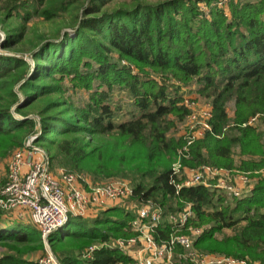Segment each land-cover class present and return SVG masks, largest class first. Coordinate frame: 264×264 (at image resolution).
Segmentation results:
<instances>
[{
	"label": "trees",
	"instance_id": "trees-1",
	"mask_svg": "<svg viewBox=\"0 0 264 264\" xmlns=\"http://www.w3.org/2000/svg\"><path fill=\"white\" fill-rule=\"evenodd\" d=\"M110 1L0 0V26L6 33L2 49L27 40L23 31L34 16L50 21L73 12L76 21L74 33L30 39L36 46L34 62L0 51V159L38 134L36 143L54 166L87 173L94 184L132 179L134 201L151 200L162 208L155 230L159 243L175 229L168 215L191 203L194 216L181 233L203 227L197 248L264 264V179L243 198L202 184L177 191L171 165L187 141L170 132L189 111L180 105L178 89L146 75L150 68L184 83L197 78L204 84L202 92L213 99L212 131L189 147L183 165L233 169L234 151L239 150V170L262 169L264 116L263 129L247 122L264 113V0L231 1V17L216 5L210 17L204 15L200 0H130L108 10ZM113 53L140 72L113 62ZM80 88L90 93L79 105L70 89ZM115 90H126L134 100L128 120L117 121L121 106L113 99ZM230 101L235 102L234 118L227 112ZM136 217L121 205L92 219L72 216L57 230L56 241L52 235L57 231L49 240L62 264H135L113 242L137 234L132 227ZM0 244L7 247L0 264H39L27 257L43 247L34 225L0 227ZM182 252L181 246L175 248V264H193L180 257Z\"/></svg>",
	"mask_w": 264,
	"mask_h": 264
},
{
	"label": "built area",
	"instance_id": "built-area-1",
	"mask_svg": "<svg viewBox=\"0 0 264 264\" xmlns=\"http://www.w3.org/2000/svg\"><path fill=\"white\" fill-rule=\"evenodd\" d=\"M230 1L217 0L213 5L224 8ZM212 117V110L208 108L199 114L189 113L188 129L184 133L187 142L172 166V183L177 191L182 187L202 184L229 197H246L256 184L250 180L249 172L238 169L204 165L191 168V176L186 181L179 179L184 167L183 155L196 140L212 131ZM37 137L38 134L31 136L22 147L14 150L5 173L0 172V212L9 219L29 222L39 229L45 244L39 264H62L50 244L52 233L63 228L71 216H89L92 212L108 209L112 202L123 204L132 197L134 187L130 182L119 179L105 184L89 183L85 175L63 167L53 171L50 155L36 143ZM134 212L137 217L132 221V227L137 234L129 239H116L113 244L130 255L135 264H175L177 246L183 248L181 257L193 264H259L252 263L248 258L196 249L194 236H200L203 229L196 228L192 234L181 233L194 216L191 203L186 204L182 211L168 215L175 229L163 243L155 238L156 227L163 217L162 208L149 200L140 204ZM3 254L0 251V259Z\"/></svg>",
	"mask_w": 264,
	"mask_h": 264
},
{
	"label": "rangeland",
	"instance_id": "rangeland-1",
	"mask_svg": "<svg viewBox=\"0 0 264 264\" xmlns=\"http://www.w3.org/2000/svg\"><path fill=\"white\" fill-rule=\"evenodd\" d=\"M163 1H165V0H144V2H148V3H152V4H158V3L163 2ZM231 1H233V2H238V1L244 2L246 0H231ZM231 1L225 5V7H224L225 9L224 8L220 9L228 17H231V6H230ZM126 2L129 3L130 0H111L107 4L106 9L114 10L115 8L122 6ZM213 3L214 2L207 3L204 0H200L198 2V6L204 15H208L210 17L211 16V9H213V7H215L213 5ZM73 15H74L73 12L72 13H64L60 17H58L57 19L50 20V21L45 20L42 17L34 16L28 22L27 26L25 27V29L23 31V36H24L23 39H27V40H25V42H23L21 44L14 45L13 48H7V49L0 48V51L2 53H6V54H10V55H15V54L25 55L27 58L30 59L32 57V55H31L32 51L36 48L34 42L30 41V39L35 38L39 34H45L47 37H51L54 39V38L58 37V34L62 35L66 31L74 33V28L76 27L75 26L76 21H75V18ZM5 38H6L5 30L2 26H0V39H1V41H4ZM35 40H36V42L39 41V39H35ZM111 60L115 63L120 64L121 66H129L133 70V72H135V73L140 72V70L137 68V66L135 64L129 62L125 58H120L117 53L112 54ZM146 71H147V74L145 73L146 75H149L152 79H155L159 83L166 82L167 85L169 87H171V89L172 88L178 89L177 94H179L180 97L182 98L180 105H184L189 111L187 113V115L184 117V119L177 122L176 126L171 130L170 137H174L177 139H181L182 137H184V133L188 129L189 113L190 112H194V113L199 114L208 108V109H211L212 113L214 114L213 99L211 97L207 96L206 93L202 92V87L204 86V84L200 80H198L197 78L192 79L189 83H184V82H180L179 80H176L172 75H169V77L167 78V76H163L160 73H156L150 68H147ZM142 75H144V73ZM65 83L67 86H69L68 81H65ZM70 90H71L70 95L72 96L73 100L79 105L89 99L90 91H88L86 89L80 88V89H70ZM113 99L116 100V103L120 104V106H121V109L119 111V117L117 118V121H125V120L130 119L133 116V112L135 110V107L133 105L134 100H133L132 96L126 90H115L113 92ZM235 109H236L235 108V102L230 101L227 104V112H228L229 117L234 118L236 116L235 115V112H236ZM262 116H264V113H258L255 116H252L248 120L247 124L258 126V127H260V129H263V127L261 126ZM170 117L174 118V115L171 114ZM11 156H12V153L10 156L0 159V172L2 174L5 173ZM234 158H235L234 169L239 170L238 167L240 166V162L242 159L239 155V150L234 151ZM178 159H179V156H177L174 159V161L171 165V168ZM58 167L64 168V166L52 165L53 171H57ZM190 170H191L190 167L184 165L183 169L179 173L180 181L184 182L189 178V176H191ZM79 173L85 175L87 178V181L89 183H94L91 175L84 173V172H79ZM249 173H250L249 174L250 180L252 182H254L255 184H257L262 179H264V167L262 169H259V170L253 171V172H249ZM118 179L119 180H126V181L130 182L132 185H134L133 180L130 178H126V177L111 178V179H107V180H104L102 182H98L95 184H105L111 180H118ZM139 205L140 204L137 203L136 201H134L132 199V197L127 199L123 204H121L122 207H124L127 210H131V211H137ZM17 222L25 223V224H31L29 222H21V221L12 220V219H9V220L6 219V220L0 221V227L4 228V229H8V228L14 226V224ZM196 228H198V227H193V226L188 227L186 229L187 231L185 233L192 234V230H196ZM201 229H204V228L202 227ZM59 235H60V232L57 231L52 235V237L55 240ZM131 237H134V236H131ZM131 237H124L123 239H129ZM194 237L197 239L199 237V235H196ZM219 237H221V235H219ZM68 239H70V234L65 229L64 240H68ZM119 239H122V238H119ZM196 249L200 250L197 247H196ZM44 250H45V244L43 243V247H41L40 249H38V250L34 251L32 254H30V257L33 260L38 262V259H39L40 255L43 254ZM0 251L2 253H5L7 251V247L0 244ZM183 253H184V251L180 254V257L183 255ZM252 263H254V262H252Z\"/></svg>",
	"mask_w": 264,
	"mask_h": 264
},
{
	"label": "crops",
	"instance_id": "crops-1",
	"mask_svg": "<svg viewBox=\"0 0 264 264\" xmlns=\"http://www.w3.org/2000/svg\"><path fill=\"white\" fill-rule=\"evenodd\" d=\"M116 205H118L117 202H112V203L110 204V207H114V206H116ZM110 207H109V208H110ZM101 211H103V210H101ZM101 211H98V212H92L89 216H86V217H83V218H88V219L95 218V217H97V216L100 214ZM6 219L9 220V218H8L4 213H2V214H1V220H6ZM27 257L30 258V259H32L29 255H28Z\"/></svg>",
	"mask_w": 264,
	"mask_h": 264
},
{
	"label": "water",
	"instance_id": "water-1",
	"mask_svg": "<svg viewBox=\"0 0 264 264\" xmlns=\"http://www.w3.org/2000/svg\"><path fill=\"white\" fill-rule=\"evenodd\" d=\"M30 60H32V61L34 62V60H33V58H32V57L30 58Z\"/></svg>",
	"mask_w": 264,
	"mask_h": 264
}]
</instances>
